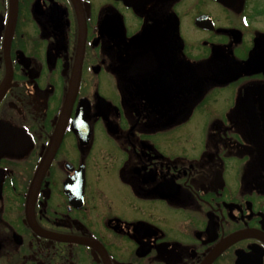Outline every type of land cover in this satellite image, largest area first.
Returning <instances> with one entry per match:
<instances>
[{
	"label": "flooded vegetation",
	"instance_id": "flooded-vegetation-1",
	"mask_svg": "<svg viewBox=\"0 0 264 264\" xmlns=\"http://www.w3.org/2000/svg\"><path fill=\"white\" fill-rule=\"evenodd\" d=\"M0 264H264V0H0Z\"/></svg>",
	"mask_w": 264,
	"mask_h": 264
}]
</instances>
